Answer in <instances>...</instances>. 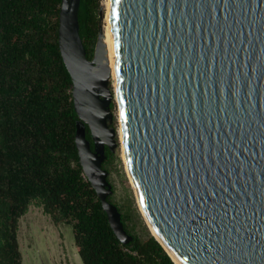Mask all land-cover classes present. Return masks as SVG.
<instances>
[{
  "label": "water",
  "instance_id": "95a60500",
  "mask_svg": "<svg viewBox=\"0 0 264 264\" xmlns=\"http://www.w3.org/2000/svg\"><path fill=\"white\" fill-rule=\"evenodd\" d=\"M79 4L62 0L58 18L80 119L75 143L127 244L102 167L119 133L109 126L115 94L100 63L103 32L87 59ZM108 15L120 144L151 235L179 264H264V0H109Z\"/></svg>",
  "mask_w": 264,
  "mask_h": 264
},
{
  "label": "trees",
  "instance_id": "16d2710c",
  "mask_svg": "<svg viewBox=\"0 0 264 264\" xmlns=\"http://www.w3.org/2000/svg\"><path fill=\"white\" fill-rule=\"evenodd\" d=\"M61 2L0 0V264H22L19 221L31 204L56 226H71L83 264H175L149 226L146 237L134 233L131 208L113 200L112 186L107 200L132 235L123 244L84 173L73 84L58 44ZM78 22L90 60L102 28L100 0H80ZM86 137L93 149L87 126ZM115 158L106 146L102 167Z\"/></svg>",
  "mask_w": 264,
  "mask_h": 264
},
{
  "label": "rangeland",
  "instance_id": "374dc122",
  "mask_svg": "<svg viewBox=\"0 0 264 264\" xmlns=\"http://www.w3.org/2000/svg\"><path fill=\"white\" fill-rule=\"evenodd\" d=\"M100 3L102 38L105 41L104 28L107 8L105 0H100ZM109 87L113 89L111 79ZM111 111L113 120L109 126L119 131L116 101H113ZM120 140L117 134V146L114 149L116 158L105 168L108 171L109 182L114 189L113 200L122 206L131 208L134 233L146 237L149 228L138 208L134 189L126 173ZM18 241L23 257L22 264H83L76 249L71 226L65 223L56 226L50 217L42 212V208L35 204H31L27 213L20 218Z\"/></svg>",
  "mask_w": 264,
  "mask_h": 264
},
{
  "label": "bare ground",
  "instance_id": "6f19581e",
  "mask_svg": "<svg viewBox=\"0 0 264 264\" xmlns=\"http://www.w3.org/2000/svg\"><path fill=\"white\" fill-rule=\"evenodd\" d=\"M105 5H106V8H107V11L105 13L106 24H105V28H104V33H105V39L106 40L104 41L103 38L101 37L102 51H101V54H100V63H101V65L105 66L108 69V71H109V73L111 75L110 79L112 80L113 91H114V94H115V101L117 102L118 101V97H117V90H116V74H115L114 59H113V55H114L113 38H112V32H111V27H110V23H109V15H108L109 0H105ZM118 132H119L118 133L119 139H121L120 141L122 142L120 126H119V131ZM122 152H123V150H122ZM122 155H123V159H124V153ZM124 164H125V160H124ZM125 169H126V173L128 175V178H129V180H130V182L132 184V187L134 189L135 196H136V199H137V203H138V206H139V208L141 210V213H142L145 221L147 222L148 226L150 227V230L154 234V230H153L150 222L146 218L145 213L143 212L142 205L140 203L137 191H136L134 183H133V181H132V179H131V177H130V175L128 173L126 165H125ZM168 252L171 255V258L173 259L174 263L175 264H179V262L177 261L175 256L170 251H168Z\"/></svg>",
  "mask_w": 264,
  "mask_h": 264
},
{
  "label": "snow or ice",
  "instance_id": "6c2138e0",
  "mask_svg": "<svg viewBox=\"0 0 264 264\" xmlns=\"http://www.w3.org/2000/svg\"><path fill=\"white\" fill-rule=\"evenodd\" d=\"M116 2L119 3V0H116ZM201 184L204 185L205 187H207L204 178L202 179ZM224 191H227V189L225 188ZM208 196H210V197L215 196V194L211 188L210 189L208 188ZM214 206H215V204H214Z\"/></svg>",
  "mask_w": 264,
  "mask_h": 264
}]
</instances>
